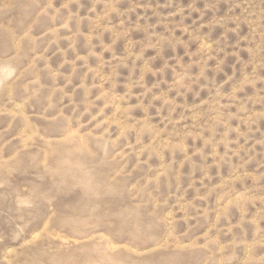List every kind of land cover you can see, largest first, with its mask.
<instances>
[{"label": "rangeland", "instance_id": "1", "mask_svg": "<svg viewBox=\"0 0 264 264\" xmlns=\"http://www.w3.org/2000/svg\"><path fill=\"white\" fill-rule=\"evenodd\" d=\"M0 264H264V0H0Z\"/></svg>", "mask_w": 264, "mask_h": 264}]
</instances>
